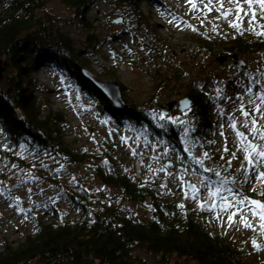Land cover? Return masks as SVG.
<instances>
[{"label": "rangeland", "instance_id": "obj_1", "mask_svg": "<svg viewBox=\"0 0 264 264\" xmlns=\"http://www.w3.org/2000/svg\"><path fill=\"white\" fill-rule=\"evenodd\" d=\"M192 2L197 4L196 10L192 9L188 0H141L139 8L130 14L116 5L94 0L87 18L92 20L97 36L103 41L94 55L83 54L90 63V70L83 69L102 80H105L101 78L103 75L114 69L116 81L124 87L123 98L126 103H146L158 111L169 102L182 99L190 90V85L199 84L207 91L212 90V98L215 99L212 106L215 130L210 144L212 159L192 139L185 137L182 142L186 155L199 162L204 170L212 168L215 174L219 173L215 180L222 184L194 182L186 174L195 173L201 179L209 176L200 174L185 163L183 154L156 140L125 133L110 119L101 118L94 110L97 100L74 88L58 73L52 61H41L32 74L33 92L39 100L47 98L53 111L62 110L66 114L65 140L76 152H87L98 158L107 157L109 153V158L113 159L118 170L133 173L136 178H139L145 166H150V177H154L152 181L157 184L165 202L188 206L192 216L201 225L212 227L217 236L239 250L244 261L264 264V231L258 227L264 221L253 218L248 212L246 219L253 223L254 228H246L242 226L240 216H235L233 222L229 223L227 217L236 208L224 212L220 210L222 205L242 197L264 202V183H259L255 174L246 171L249 166L244 160L245 153L238 150L239 141L236 137V131H240L251 139L243 123L253 118L257 119L258 126L264 131V126H260V115H252L254 104L250 103H260L255 98L257 96L259 99L262 95V88L259 87L264 82V53L239 56L245 66L243 69H233L230 66L231 59L227 63L218 61L206 53L200 44L205 40L218 43L241 35H249L253 40H264V36H257L255 31L250 30L249 17H244L241 30L237 31L229 26V21L235 19L234 15L228 19H217L220 13L203 9V3L207 0H203V3L202 0ZM52 6L48 7L47 12L55 21L54 28L73 38L71 43L74 51L82 50V35L73 25L71 13L59 4ZM224 7L230 8L232 5L225 0ZM118 19H121L119 24L115 23ZM256 25L257 30L264 31L258 27L264 25V19L258 18ZM168 77L171 78L169 89L159 90V80ZM149 99H152L150 103ZM241 106L250 112L249 117L242 115ZM164 118L175 121L179 116L172 111ZM233 122L236 123L235 130L231 127ZM4 140L0 131V143ZM254 142L264 144V141ZM225 147L228 151L224 150ZM164 153L171 159L167 164L162 162ZM233 153L236 154L235 159ZM23 159L26 160L23 167L9 166L0 160V251L2 241L14 246L22 241L24 235L32 232L34 220L31 214L34 218L44 219L48 216L45 211L49 210L47 208L50 205L63 213H69L66 200L55 184L48 181L47 161L29 162L35 159L32 156ZM221 159L227 162L226 172L216 168ZM69 170L73 178L63 172L61 179L62 184L70 189L98 187L89 169L76 167ZM257 170L264 171V166H258ZM233 178H241L244 182V193L235 191L232 185L227 184ZM189 186H194L195 191H190ZM130 209L136 213L138 220L150 217L147 203ZM68 217L73 218L70 213ZM253 241L257 246H254ZM136 254L149 264H158L156 258L144 252ZM172 262L170 264H176Z\"/></svg>", "mask_w": 264, "mask_h": 264}, {"label": "trees", "instance_id": "obj_2", "mask_svg": "<svg viewBox=\"0 0 264 264\" xmlns=\"http://www.w3.org/2000/svg\"><path fill=\"white\" fill-rule=\"evenodd\" d=\"M93 1H0V61L8 64L0 78V131L5 137L0 143V160L20 167L25 157H35L29 162L47 161L48 181L55 184L73 216L69 218V213L53 205L45 211L48 216L44 219L31 214L34 222L30 234L24 235L14 246L2 241L0 264H149L136 254L139 251L156 258L158 264L172 261L176 264H249L241 258L239 250L217 236L212 227L201 225L188 206L182 208L165 202L152 181L154 177H150V166H145L136 178L133 173L118 170L109 153L107 157L98 158L87 152H76L65 140L66 114L62 110L53 111L47 98L39 100L35 96L32 74L41 61H52L58 73L74 88L97 100L94 110L101 118L110 119L125 133L167 144L183 154L185 163L200 174L219 177L212 168L206 171L187 156L182 142L185 137L192 139L212 159L210 144L215 125L212 90L207 91L199 84L190 85V90L182 97L190 101V108L184 112L173 110L179 119L169 121L161 110L146 103L124 101L127 108L117 110L82 76L80 68L90 70V63L83 54L94 55L103 41L97 36L92 20L87 18ZM103 2L130 14L141 4V0ZM54 4L71 13V21L82 35V50L74 51L73 38L54 28L55 21L47 12ZM200 44L218 61L264 53V40H253L249 35L234 36L218 43L205 40ZM115 74L113 69L101 78L116 81ZM170 79L159 80L157 88L168 90ZM118 85L124 100V87ZM259 88L264 95V82ZM151 101L149 99V103ZM170 160L164 153L162 162L167 164ZM226 163L221 159L217 170L226 172ZM76 167L89 169L98 187L82 186L74 190L62 184V173L73 178L68 173L69 168ZM243 183L240 178L230 185L244 193ZM144 203L149 205L150 217L138 220L130 207Z\"/></svg>", "mask_w": 264, "mask_h": 264}, {"label": "snow or ice", "instance_id": "obj_3", "mask_svg": "<svg viewBox=\"0 0 264 264\" xmlns=\"http://www.w3.org/2000/svg\"><path fill=\"white\" fill-rule=\"evenodd\" d=\"M188 2L191 4L193 10L197 9L196 3H193L192 0H188ZM224 3L225 0H207L206 3H203V9L208 12L216 11L220 13L217 19H228L230 16L234 15L235 19L229 21V26L237 31L241 30L240 26L244 17H249L248 24L250 30L255 31L257 36H264V31L257 30L256 25L258 18L264 19V0H227V3L232 5L230 8H225ZM201 22L203 23V21ZM213 27L215 28V25ZM258 27L264 29V25H259ZM259 100L260 103L250 101V103L254 104L252 115H260L264 118V95H261ZM240 111L244 117H249L250 112L245 110L243 106H241ZM231 127L235 130L236 123L233 122ZM243 127L248 128L251 139L245 136L244 133L236 131V137L239 141L238 150H242L245 153L244 160L249 166V169L246 171L255 174V179L258 182L264 183V171L257 170L258 166H264V144H257L254 142L255 140L264 141V131L258 126V121L255 118L251 119L250 122H244ZM221 135H223V133H221ZM224 150L228 151L227 147H225ZM205 155H207V153H205ZM232 156L233 159L236 158L235 153H233ZM230 163L231 162H229V164ZM216 175L219 176V173H216ZM247 178L246 175V179ZM193 191H195V188H193ZM217 191H219V189H217ZM228 191L231 190L229 189ZM181 207H183V205H181ZM230 208H236V210L227 217L229 223L233 222L235 216H240L242 226L246 228H254L253 223L248 222L246 219L248 212H251L253 218L258 217L259 220L264 221V202L242 197L222 205L220 210L224 212L228 211ZM258 227L264 231V223H261ZM253 244L254 246H257L255 241H253Z\"/></svg>", "mask_w": 264, "mask_h": 264}, {"label": "water", "instance_id": "obj_4", "mask_svg": "<svg viewBox=\"0 0 264 264\" xmlns=\"http://www.w3.org/2000/svg\"><path fill=\"white\" fill-rule=\"evenodd\" d=\"M121 19H118L115 21V23H120ZM224 59H221L220 61H223ZM7 63H1L0 61V78L1 73L4 71L5 67H7ZM2 66V67H1ZM230 66L233 69H243L245 64L242 60L236 58V56L232 57V62L230 63ZM82 76L89 80L93 86H95L96 89H98L105 97L106 99L112 104L114 108L117 110H123L127 108L126 103L122 99L120 87L116 82L113 81H105L100 79L99 77L95 76L91 72H89L86 69L80 68L79 69ZM190 108V101L187 98L181 99L179 101H172L169 102L166 107H161V112L166 115L167 113L178 110L180 112H184ZM194 186H189L188 189L190 191H193Z\"/></svg>", "mask_w": 264, "mask_h": 264}, {"label": "built area", "instance_id": "obj_5", "mask_svg": "<svg viewBox=\"0 0 264 264\" xmlns=\"http://www.w3.org/2000/svg\"><path fill=\"white\" fill-rule=\"evenodd\" d=\"M256 101H258L259 99L257 98V96H256ZM260 118H261V120H262V122L260 123V126H264V118H262L261 116H260ZM214 127H215V125H214ZM215 130V129H214ZM232 135V134H231ZM233 136V135H232ZM184 174H186V173H184ZM186 176H188L190 179H192L194 182H197V183H199V182H205L206 184H212V185H216V184H218V183H220V184H222L223 182H218L217 180H215V179H211V178H205V179H201L200 178V176H198L197 174H195V173H190V174H186ZM236 180V178H233L232 179V181H229V182H227V184H231L232 182H234ZM255 183H258V182H255ZM259 183H261V182H259ZM258 183V184H259ZM256 188H258V186L256 187Z\"/></svg>", "mask_w": 264, "mask_h": 264}, {"label": "flooded vegetation", "instance_id": "obj_6", "mask_svg": "<svg viewBox=\"0 0 264 264\" xmlns=\"http://www.w3.org/2000/svg\"><path fill=\"white\" fill-rule=\"evenodd\" d=\"M227 61H228V59H224L222 62H225V63H227Z\"/></svg>", "mask_w": 264, "mask_h": 264}, {"label": "bare ground", "instance_id": "obj_7", "mask_svg": "<svg viewBox=\"0 0 264 264\" xmlns=\"http://www.w3.org/2000/svg\"><path fill=\"white\" fill-rule=\"evenodd\" d=\"M46 77V76H45Z\"/></svg>", "mask_w": 264, "mask_h": 264}]
</instances>
